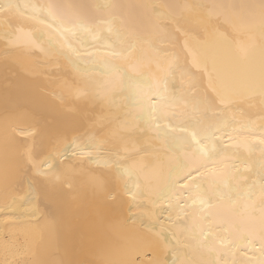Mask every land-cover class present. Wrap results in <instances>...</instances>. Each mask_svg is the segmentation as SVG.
<instances>
[{"label":"snow or ice","instance_id":"snow-or-ice-1","mask_svg":"<svg viewBox=\"0 0 264 264\" xmlns=\"http://www.w3.org/2000/svg\"><path fill=\"white\" fill-rule=\"evenodd\" d=\"M124 7L110 0H0L3 42L17 43V23L42 25L49 33L47 48L40 30L33 34L41 43L33 46L63 56L85 82L76 95L103 105L108 113L84 131L45 128L34 113L29 123L5 120L0 137L19 183L27 185L23 199L31 203L34 198L38 205L43 198L72 191L67 173L56 163L71 149L107 169L91 182L94 214L101 221L123 217L141 226L131 248L101 249L97 259L87 262L57 251L31 264H137L144 249L153 258L140 264H264V0L241 6L245 27L239 37L224 29L211 67L205 60L199 73L181 63L176 50L177 32L188 23L183 11L178 18L162 10L174 6L139 5L150 25L142 30L127 26ZM178 7L191 12L218 6ZM89 38L93 47L107 49L104 58L86 50L82 54ZM165 42L168 46L161 47ZM146 49L149 54L142 55ZM93 72L106 79L90 92ZM204 74L219 84L211 92L202 85ZM70 131L75 133L71 139ZM85 142L92 151L83 153ZM257 143L258 161L241 171L235 160ZM228 158L233 159L225 164Z\"/></svg>","mask_w":264,"mask_h":264},{"label":"bare ground","instance_id":"bare-ground-1","mask_svg":"<svg viewBox=\"0 0 264 264\" xmlns=\"http://www.w3.org/2000/svg\"><path fill=\"white\" fill-rule=\"evenodd\" d=\"M20 2L23 3L25 0ZM50 2L89 4L95 0ZM110 2L125 6L122 12L128 27L142 30H150V25L146 11L138 7L139 5H171L174 7L162 10L173 12L178 18L183 11L184 19L188 23L177 32L176 50L180 53L181 63H186L193 72L199 73L205 60L211 67V59L220 46V37L224 29L239 37L245 27V9L241 6L259 3V0H110ZM194 3L218 7L195 9L191 12L178 7ZM209 12L213 13L211 25L207 24ZM217 22L223 27L217 28ZM189 25L191 31L186 30ZM176 27L179 25L174 26ZM37 30L43 32L42 41L47 48L49 33L34 21L14 25L13 31L19 39L13 45H6L3 37H0V130L6 119L29 123L34 113L40 119L41 126L45 128L75 126L84 131L94 122H98L102 116H107V110L102 111L103 105L85 102L76 95V90L84 88L85 82L81 78L82 74L76 72L63 56L56 55L54 50L45 54L39 47L33 46L32 42L41 43L33 34ZM75 46L80 47L79 44ZM160 46L168 45L165 42ZM6 47L10 49L7 52ZM56 47H59L58 43ZM85 50L95 53L96 59L104 58L107 52L106 48L99 45L93 47L90 38L81 49L82 54H85ZM148 54L147 49L142 53ZM92 75L96 78L87 84L90 92L102 87L106 79L96 72ZM202 85L209 92L214 86H219L218 83L215 85L210 83L207 74L203 75ZM74 134L70 131L68 138L71 139ZM249 139L252 140L251 137ZM260 149L261 146L257 143L251 152L242 150V156L235 160V166L241 171H246L258 161ZM82 151L88 153L92 148L85 142L82 144ZM232 159L228 158L225 164ZM241 160L244 162L241 163ZM56 163L61 173H67L72 191L43 198L38 205L34 198L31 203L26 202L23 198L27 185L19 183L11 153L6 155L0 137V264H16L17 261H20V264H31L34 259L51 258L57 251L61 254L67 251L66 258L87 262L97 259V253L101 249L116 252L131 248L137 243L134 233L141 229L138 221L135 225L132 221L125 223L123 217L101 221L93 212L90 199L91 182L100 179L102 174L107 172L102 163L89 162L87 156L80 153L73 155L71 149L60 156ZM159 163L166 170V161ZM67 187L65 184L62 189ZM164 215L167 216L168 213L165 212ZM152 258L153 252L144 249L136 256L137 264ZM167 258L172 259L171 253Z\"/></svg>","mask_w":264,"mask_h":264}]
</instances>
